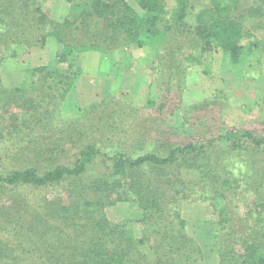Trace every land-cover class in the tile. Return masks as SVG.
I'll list each match as a JSON object with an SVG mask.
<instances>
[{
  "label": "trees",
  "instance_id": "16d2710c",
  "mask_svg": "<svg viewBox=\"0 0 264 264\" xmlns=\"http://www.w3.org/2000/svg\"><path fill=\"white\" fill-rule=\"evenodd\" d=\"M49 3L0 0V264H264V118L220 116L239 93L264 111V0ZM49 38L56 66L7 68ZM146 47L157 103L141 112L109 94L62 115L78 81H111L133 58L120 54ZM191 67L217 72L222 88L185 103ZM173 108L180 132L159 126ZM195 199L215 217L201 209V231L183 214ZM118 202L137 213L112 222Z\"/></svg>",
  "mask_w": 264,
  "mask_h": 264
},
{
  "label": "rangeland",
  "instance_id": "374dc122",
  "mask_svg": "<svg viewBox=\"0 0 264 264\" xmlns=\"http://www.w3.org/2000/svg\"><path fill=\"white\" fill-rule=\"evenodd\" d=\"M51 0H48V3ZM50 4V3H49ZM68 5L62 2L60 7L57 11V16L61 17L67 13ZM57 43L54 42L51 38L48 40L47 50L44 52H37L35 51L34 55L32 54L31 58H26L27 60L21 59H8L7 60V68L12 66V69L15 71H19L25 66H34L40 63L49 64V66H56L54 63V57L52 56L54 52V46ZM128 54H132L131 61L128 63L126 68L117 69L118 74L112 76L111 81H78L77 85L74 89H72L64 102H62L60 109L63 116H73L76 113V109L84 108L88 104L100 101L105 95L113 94L116 97L122 96L123 94V101L127 102V105H133L139 108V111L145 112V103L148 100H153L156 103L160 99V95L157 96L158 90L157 85H154L151 81V77L149 75L148 68L144 66L146 59H150L153 54L152 50L148 47L145 49H137V50H125L122 54H120L119 59L120 61L125 62V58ZM42 55V56H41ZM101 56V55H100ZM100 56H98V61H100ZM89 67L92 66V58L89 57ZM96 60V59H95ZM121 62V63H123ZM101 63V61H100ZM101 68L105 70L110 69V63L108 61L102 62ZM116 66H112L111 69L116 71ZM11 68L6 72H13ZM190 77L187 81V91L184 97V101L187 104H190L193 99H203L204 97H211L214 90L221 89L222 83L219 75L217 72H212L210 76H206L202 72V67H191ZM19 74V73H18ZM123 74V76H122ZM11 75V74H10ZM14 75V74H13ZM12 75V76H13ZM226 92V91H225ZM246 95V94H244ZM243 94H234L228 97V100L225 105L220 108L221 117L226 119L225 123L228 125H241L242 122L248 119H263L264 118V111L257 112V109H250L248 110L247 107H253L254 105V98L250 96H244ZM247 106V107H246ZM83 110H79L77 114L82 115L81 113ZM172 115H167L166 118H163L160 121V125L162 126L165 131L168 128L167 124L171 126V131L175 132L178 131L179 128L185 127L188 125L187 119L183 118V111L179 109H172ZM146 113H151L152 110H146ZM169 113V112H168ZM145 115V114H144ZM255 120H252L254 122ZM180 132V131H178ZM180 139H190L195 134L187 135L186 131H181ZM62 133V132H61ZM63 139H67L65 137V133H62ZM68 151L65 155V159L70 161V157L74 148L70 145L68 146ZM26 155L23 157V161L28 158V153L25 152ZM104 170L102 164H98L94 167V172L98 173L99 171ZM60 192L59 188L50 189L46 194L49 197H53L54 195ZM184 203V202H183ZM184 205V204H183ZM187 205V204H186ZM208 206L206 202L192 200L189 205L184 206V216L188 219V224L191 229L195 230V224L199 227L198 231H201V226L197 223L193 218L198 216L201 209ZM209 207V206H208ZM207 211L203 214V222L205 220L215 218L212 216L210 209H206ZM132 211L137 213L136 209L133 206H130L127 202H118L115 205L111 206L108 211V216L112 222H120L121 219H124L128 215H132ZM193 211L191 213H187ZM192 215L189 217V215ZM202 222V223H203ZM200 223V225L202 224Z\"/></svg>",
  "mask_w": 264,
  "mask_h": 264
}]
</instances>
